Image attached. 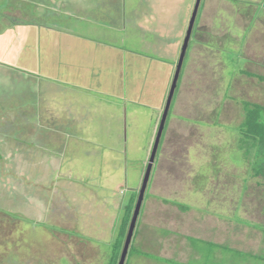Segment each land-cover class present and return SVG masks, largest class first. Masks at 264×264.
Wrapping results in <instances>:
<instances>
[{
  "label": "rangeland",
  "instance_id": "374dc122",
  "mask_svg": "<svg viewBox=\"0 0 264 264\" xmlns=\"http://www.w3.org/2000/svg\"><path fill=\"white\" fill-rule=\"evenodd\" d=\"M39 2L46 8L32 21L177 63L172 84L198 0H31V8L0 0V26L10 24L11 5L28 19ZM101 100L85 103L98 121H83L88 129L77 136L122 145V156L112 162L102 149L75 143L59 173L32 169L34 189L60 183L62 199L68 195L60 209L28 214L20 194L30 174L14 156L19 137L3 146L0 135V264H111V243L134 197L136 210L164 112ZM249 106L264 107V0H203L126 264H264V181L242 164ZM34 195L40 206L54 199Z\"/></svg>",
  "mask_w": 264,
  "mask_h": 264
},
{
  "label": "crops",
  "instance_id": "0c3cea01",
  "mask_svg": "<svg viewBox=\"0 0 264 264\" xmlns=\"http://www.w3.org/2000/svg\"><path fill=\"white\" fill-rule=\"evenodd\" d=\"M20 1L31 8V0ZM37 5V9L27 11L28 19H22L27 15L18 11L23 7L18 6V9L11 5L12 13L7 12L13 17L7 18L10 24L0 26V75L8 77V81L0 80V110L5 115L0 120L3 122L0 135L4 136L3 146L10 145L13 135L19 137V148L14 156H23V160L17 161L18 167L30 174L20 194L28 204L29 215L33 209L42 212L60 209V202L67 201L68 197L62 199L64 194L61 195L60 183L55 180L46 190L42 186L34 189V167L40 166L44 173H59L75 143H85L87 149L89 146L100 148L103 155L108 153L109 159L114 155L118 159L122 156V145L114 148V142L106 144L102 140L77 136L81 134L80 130L85 132L88 129V126L87 129L82 127L83 121H98L93 116H86L93 109L85 103H91L94 98H102L101 101L106 103L105 99L113 98L127 105L132 102L152 107L163 114L177 64L128 52L99 40L100 37H84L64 28L49 26L42 20L32 21L33 17L38 19V9L46 8L40 2ZM50 11L56 13L60 10ZM1 81H5L4 85ZM15 83L17 88L14 91ZM107 156L101 159L106 161ZM118 159L113 158L112 162ZM10 161L13 163L12 172L16 161ZM20 189L23 188L19 186ZM34 192L53 196V202L45 200L47 206L43 202L41 206L36 204ZM16 193L15 188V197ZM37 222L42 225L35 220V224Z\"/></svg>",
  "mask_w": 264,
  "mask_h": 264
},
{
  "label": "trees",
  "instance_id": "16d2710c",
  "mask_svg": "<svg viewBox=\"0 0 264 264\" xmlns=\"http://www.w3.org/2000/svg\"><path fill=\"white\" fill-rule=\"evenodd\" d=\"M244 111L246 112V118L240 129L243 138L241 150L244 151V154H242V158L244 159L242 164H248L249 176L251 179H261L264 181V107L260 106L253 109L251 106H249ZM262 181L259 183L260 186L262 185ZM249 182L250 179H247L246 183ZM137 199L138 198L134 197L128 202L126 206L127 211L121 223L119 235H117V239L111 243L114 245V255L112 257L111 264H119L120 262L122 250L125 246L126 238L129 233V226L133 218ZM186 209L188 210V208ZM261 230H264V226L261 227ZM71 233L75 234L76 232ZM220 249L226 251L223 246H220ZM256 258L259 259L258 257ZM261 260L264 262V259Z\"/></svg>",
  "mask_w": 264,
  "mask_h": 264
},
{
  "label": "water",
  "instance_id": "95a60500",
  "mask_svg": "<svg viewBox=\"0 0 264 264\" xmlns=\"http://www.w3.org/2000/svg\"><path fill=\"white\" fill-rule=\"evenodd\" d=\"M202 1L203 0H198L197 6L195 8V11H194L191 23H190V28H189V31L187 33V37H186V39L184 41V45H183V49H182V56L179 59V63H178L177 69H176V74H175V78H174L173 85H172V88H171V92H170V95H169V98H168V101H167V105H166V108H165V111H164V114H163V117H162V120H161V123H160V128H159V132H158V135H157V138H156V142H155V145H154V149H153V153H152V156H151V160H150V163H149V166H148V169H147V173L145 175V179H144L143 186H142V189H141V192H140L139 200H138V203H137V206H136L135 213L133 215V219H132V222H131L129 233H128L127 240H126V243H125V247H124V250H123L121 261H120L119 264H126L127 263V259H128L129 252H130V249H131V246H132V243H133V239H134L135 231H136V228H137V224H138V221H139V218H140V215H141V211H142V208H143V205H144V202H145V197H146V194H147V191H148L151 179H152L153 171H154V168H155V165H156V162H157V158H158V154H159L160 147H161V144H162V140H163V137H164V134H165V131H166L167 122H168V119H169V116H170V111H171V108H172V105H173V102H174V99H175V95H176L177 90H178V86H179V82H180V79H181V75H182V71H183V68H184V64H185V61H186V57H187V54H188V50L190 48V44H191V41H192V38H193V33H194L195 26H196V23H197V19H198V16H199V11H200V8H201V5H202Z\"/></svg>",
  "mask_w": 264,
  "mask_h": 264
}]
</instances>
